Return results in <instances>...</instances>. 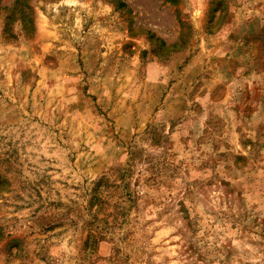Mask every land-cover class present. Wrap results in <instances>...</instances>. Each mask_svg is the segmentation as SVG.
<instances>
[{
  "label": "rangeland",
  "instance_id": "374dc122",
  "mask_svg": "<svg viewBox=\"0 0 264 264\" xmlns=\"http://www.w3.org/2000/svg\"><path fill=\"white\" fill-rule=\"evenodd\" d=\"M0 264H264V0H0Z\"/></svg>",
  "mask_w": 264,
  "mask_h": 264
}]
</instances>
